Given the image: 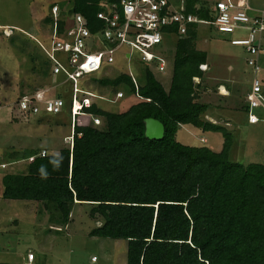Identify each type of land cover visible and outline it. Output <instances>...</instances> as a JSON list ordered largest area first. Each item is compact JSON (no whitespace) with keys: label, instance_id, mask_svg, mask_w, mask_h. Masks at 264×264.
<instances>
[{"label":"trees","instance_id":"1","mask_svg":"<svg viewBox=\"0 0 264 264\" xmlns=\"http://www.w3.org/2000/svg\"><path fill=\"white\" fill-rule=\"evenodd\" d=\"M71 1V12L83 15L95 33L98 4ZM214 3L184 0L185 13L212 23ZM46 22L51 25V18ZM199 26L186 25L180 39L177 25L172 27L176 44L165 70L171 72L168 89L146 65L141 66L142 82L134 76L136 86L127 74L113 79L93 76L102 89L111 87L115 94L123 90L127 96L137 93L141 99L119 113L92 101L73 124L70 95L71 147L58 154L14 156L11 162L28 160L26 170L0 172L1 198L52 204L61 224L70 222L74 204L88 205V217L100 221L88 236L125 241L126 264H264V164L231 161L232 133L204 119L208 105L200 101V82L193 81L204 79L200 66L207 60L196 46ZM36 42L47 46V39ZM247 59L246 53L253 81L255 71ZM46 61L42 71L50 68ZM62 95L55 92L61 100ZM248 111L246 102L244 112ZM257 111L253 113L264 119V111ZM93 118L103 126H95ZM149 118L164 126L162 139L145 138L143 121ZM182 126L220 133L221 151L181 144L176 136Z\"/></svg>","mask_w":264,"mask_h":264},{"label":"rangeland","instance_id":"2","mask_svg":"<svg viewBox=\"0 0 264 264\" xmlns=\"http://www.w3.org/2000/svg\"><path fill=\"white\" fill-rule=\"evenodd\" d=\"M199 1L211 5L215 0ZM253 1L258 2L259 6L264 8V0ZM53 4L59 7L61 15L71 12V0H0V106L5 107L0 110V172L2 173L26 170L28 160L20 159L11 162L17 158L14 156L21 155L18 157L23 158L28 153L38 152L40 154L43 150L49 154H58L63 147H71L72 127H70L69 117L71 82H66L62 74H49L52 68H49L50 71L49 69L41 70L44 64L47 66L48 63L42 47L36 42H44L51 34V25L46 21L51 18L50 8ZM199 28L202 32L198 35L199 40L196 44L198 48L202 47L201 41L205 38L202 37V33L210 35L212 31L213 37L210 44L206 42L207 44H204L202 49L214 53L213 57L217 63H219L221 52L227 51L228 55L232 53V50L237 51L239 65L246 67L244 61L246 52H241L243 50L241 46L230 44V40L246 38L245 32L217 35L214 29H209V26L200 25ZM223 38L226 40L224 41ZM261 39L258 64L261 69L263 87L264 35ZM164 40V54L171 61L176 40L172 37H166ZM88 42L91 51L98 50L102 46L101 37L90 38ZM124 51L128 49L122 48L115 53L114 62L105 69L91 76L86 75L79 80V88L102 97V100H92L97 101L103 110L112 113L125 111L139 98L132 94L127 96L123 90H120L124 94L123 97L114 100V90L111 87L102 89L98 85L99 82L93 81L92 78L95 76L99 79H113L119 74L132 73L142 82V68L136 59V54H133L130 61H126L122 56ZM204 66L207 67V65ZM200 69L205 70L204 67ZM251 75L248 69L245 77L249 84L252 79ZM154 77L164 89H168L171 78L170 70L164 73L155 71ZM88 79L90 81H85ZM247 86L249 85L245 83L241 89L239 84L234 85L233 88L236 90L234 97L242 101ZM41 90H45L46 97L49 98L55 97L56 91L63 93L65 106L59 114L42 111L36 117L25 118L26 115L31 114L14 109L20 95L34 94ZM220 92L218 90L212 92L211 103H218L217 93L220 94ZM199 94L200 101L207 102L203 95V87ZM111 99L113 102L110 101ZM20 113L25 116H21ZM212 116L216 119L215 122H219L215 111L209 114L206 112L204 118L205 120L211 119ZM237 120L239 121V118ZM92 123L94 124L93 121ZM100 123L101 125L98 126L102 127L103 122ZM244 124L238 128L228 129L233 135L229 159L241 164H264V131L253 132L250 128L244 127ZM203 135L207 138L206 143H200V140L204 139ZM176 138L183 145L206 146L214 152H220L223 146V138L220 134H202L201 130L188 126L180 128ZM87 206L74 204L69 216L70 222L61 224V215L52 204L30 200H4L0 196V263L22 264L26 254L32 252L36 256V264H126L125 241L88 236L91 229L100 225V221H94L88 217ZM93 257L96 260H93Z\"/></svg>","mask_w":264,"mask_h":264},{"label":"built area","instance_id":"3","mask_svg":"<svg viewBox=\"0 0 264 264\" xmlns=\"http://www.w3.org/2000/svg\"><path fill=\"white\" fill-rule=\"evenodd\" d=\"M99 11L96 19L99 27L92 33L87 26V21L80 13L70 12L61 15L59 7H51V34L47 39V46L42 47L49 63L51 74H62L66 82H71V119L72 124L76 115L83 108H88L92 99L103 98L79 88V80L84 76L94 74L114 62V54L122 48H127L122 56L130 61L136 54L141 66L164 73L169 64L164 54L166 37H174L172 27L177 25V37H184L186 25L212 24L217 34L230 35L235 32H245L246 38L230 40L233 46H242L248 54L247 63L253 67L255 77L252 81L250 93L246 97L248 103V122L256 124L259 117L254 111H264V94L258 80V56L260 53V39L264 35V12L254 11L248 6L247 0H216L213 10L216 13L212 23L199 19L192 14L185 13L184 0H94ZM252 12V13H251ZM101 37L100 49H89L90 38ZM200 67L206 68L201 65ZM133 84L137 82L132 73H128ZM123 92L115 94L114 100L123 97ZM139 99L140 96L136 93ZM113 102V100H110ZM63 100L58 97H46L45 90L34 94H25L19 98L14 109L29 112L37 116L40 112L57 114L63 107ZM76 104L78 105L77 107ZM12 107V105L10 106ZM4 107H0L2 110ZM264 120V119H263ZM95 125L100 120L93 118ZM204 139H201V142ZM46 151L41 152L44 156ZM2 168L4 167L1 166ZM95 260V257H93ZM35 256L28 252L23 258V264H34Z\"/></svg>","mask_w":264,"mask_h":264},{"label":"crops","instance_id":"4","mask_svg":"<svg viewBox=\"0 0 264 264\" xmlns=\"http://www.w3.org/2000/svg\"><path fill=\"white\" fill-rule=\"evenodd\" d=\"M199 2H204V1H199ZM213 3H211V5ZM247 3H248V6L253 10L252 11L253 13L254 11L264 12V8H261L258 2L250 0V1H247ZM211 33L210 35L202 33L203 34L202 37H205L203 38L204 40L201 41L202 47L200 48L197 47L198 50L205 52L207 55V60H206V63L204 64V65H207V71L204 72V79H198V78L194 79L196 84L200 82L201 86L203 87V95L207 99V102L205 101L204 102L205 104L208 105V110H207L208 114L210 112L215 111L217 113V116H218L217 118L219 122H215L216 119L213 118V116L210 117L211 119H206V120L207 121L212 120L209 122L215 125L222 126L227 131L229 128H234V127L238 128V126H242L243 123H245L243 125L244 127L250 128L253 132L256 131V133H258L260 131L261 132L264 131V122L250 125L247 123V117L245 115V112H243L246 108V97L250 93V90H251L252 79L249 84L247 81L248 79L245 77L247 68L243 65H239L237 51L233 52L232 50V53L228 55L226 54L227 51L221 52L220 53L221 56L219 57L220 58L219 63H217L216 59L213 57L214 53L208 50L206 51L205 49H202L204 44H207L208 42L210 44V40H212L211 38L213 37ZM225 38H223L224 41L226 40ZM261 43H262V39H260V45ZM241 52L243 53L244 50H242ZM242 53H240V55H242ZM245 57H246V54H245ZM245 83H247L249 86H247V89L244 91L242 101H241V99L234 97V95L236 96V90L233 88V86L236 84H239L242 89V85ZM261 88L264 94V86L263 87L261 86ZM217 90L221 91L220 94L217 93V95L219 96L217 98L218 103L213 104L210 102V100L213 98L212 92L213 91L217 92ZM243 114H244V117H243ZM237 118H239V121L237 120ZM239 123H241V125H239ZM182 127H185V126H182ZM201 133L204 134V133H212V132H202L201 131ZM213 134L218 135L220 133H213ZM202 137L207 140V138L204 135Z\"/></svg>","mask_w":264,"mask_h":264},{"label":"water","instance_id":"5","mask_svg":"<svg viewBox=\"0 0 264 264\" xmlns=\"http://www.w3.org/2000/svg\"><path fill=\"white\" fill-rule=\"evenodd\" d=\"M144 136L149 140H160L164 135V126L156 119H145Z\"/></svg>","mask_w":264,"mask_h":264},{"label":"clouds","instance_id":"6","mask_svg":"<svg viewBox=\"0 0 264 264\" xmlns=\"http://www.w3.org/2000/svg\"><path fill=\"white\" fill-rule=\"evenodd\" d=\"M206 69H207V67H206L205 70H203V71H206ZM248 114H249V113L247 112V115H246V117H247V123L250 124V123L248 122ZM261 121H263V119H260V118H259V121H258V122H261ZM258 122H257V123H258ZM257 123H256V124H257ZM250 125H254V124H250ZM205 140H206V139H205ZM205 142H207V140H206Z\"/></svg>","mask_w":264,"mask_h":264},{"label":"bare ground","instance_id":"7","mask_svg":"<svg viewBox=\"0 0 264 264\" xmlns=\"http://www.w3.org/2000/svg\"><path fill=\"white\" fill-rule=\"evenodd\" d=\"M78 105L76 104V106L75 107H77Z\"/></svg>","mask_w":264,"mask_h":264}]
</instances>
